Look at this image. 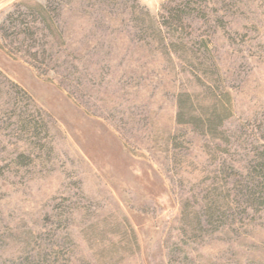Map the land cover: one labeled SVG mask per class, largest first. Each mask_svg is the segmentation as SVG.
<instances>
[{
    "label": "rangeland",
    "instance_id": "1",
    "mask_svg": "<svg viewBox=\"0 0 264 264\" xmlns=\"http://www.w3.org/2000/svg\"><path fill=\"white\" fill-rule=\"evenodd\" d=\"M262 164L264 0H0V264H264Z\"/></svg>",
    "mask_w": 264,
    "mask_h": 264
},
{
    "label": "trees",
    "instance_id": "2",
    "mask_svg": "<svg viewBox=\"0 0 264 264\" xmlns=\"http://www.w3.org/2000/svg\"><path fill=\"white\" fill-rule=\"evenodd\" d=\"M187 14L188 13L185 9L183 8L177 9L174 13V18H175L174 20H176V22H179L182 25L183 19ZM21 91H22V94L26 95L25 90H21ZM188 98L189 97H185L184 102H183V106H182V110L184 111L183 118L189 117L190 100ZM224 110H225V113L223 112V114L221 113V111L220 112L213 111L212 119L209 120L208 122L203 123L204 125H206L205 129L211 131L214 136L219 135L220 131L223 129V127H225L226 121L228 119L227 117L228 112L230 111H227L226 109ZM27 116L28 117L25 119V123H26L28 131L32 133L33 135L35 134V137L36 136L42 137L46 132L45 125L40 122V120L38 119V116L34 114H28ZM258 173L261 174V177H264V164H262L259 167ZM262 193H264V191ZM218 215H219V210L214 216H218Z\"/></svg>",
    "mask_w": 264,
    "mask_h": 264
}]
</instances>
